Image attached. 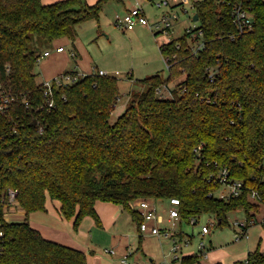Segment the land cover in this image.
Instances as JSON below:
<instances>
[{
  "label": "trees",
  "instance_id": "trees-1",
  "mask_svg": "<svg viewBox=\"0 0 264 264\" xmlns=\"http://www.w3.org/2000/svg\"><path fill=\"white\" fill-rule=\"evenodd\" d=\"M107 1L0 0V83L31 104H12L13 133V120L0 116V188H16L25 212L6 221L0 208V264H87L83 251L46 239L30 225L29 214L45 210L47 196L60 202L74 228L85 216L101 225L97 201L121 205L138 231L142 215L129 201L139 198L176 197L181 220L211 213L219 226L233 210L251 218L264 207V0H247L254 27L235 40L220 37L234 26L230 5L196 1L204 48L192 53L191 31L161 44V54H176L168 75L136 79L146 89L130 93L113 122L119 87L111 74L88 73L54 86L53 107L36 110L44 97L34 73L39 54L29 48L33 37L73 40L76 26L98 19ZM172 81V95L158 97L156 88ZM222 169L243 182L237 195H215ZM198 258L187 254L180 263L201 264ZM234 264H264V251L258 244Z\"/></svg>",
  "mask_w": 264,
  "mask_h": 264
},
{
  "label": "rangeland",
  "instance_id": "rangeland-1",
  "mask_svg": "<svg viewBox=\"0 0 264 264\" xmlns=\"http://www.w3.org/2000/svg\"><path fill=\"white\" fill-rule=\"evenodd\" d=\"M84 1L88 4H92L96 0ZM196 1L198 0L184 1L183 6L187 8V12L179 11L181 13L178 21H175V25L167 32L157 30L149 26H145L146 28L138 26L132 33H129L120 25L115 23L117 17L123 16L124 14V11H119L118 7H121V3L118 0H109L104 3L99 12L98 19L85 20L76 26L74 42L79 48L80 55L74 52V56L69 57L73 59H80L79 62L85 72L93 70L96 71L97 68H101L106 70L108 74L114 75L118 78L119 97L110 116L111 122H113L125 110V107L129 102L130 93H141L146 89L145 85L136 82V79H142L156 73H161L164 76L168 75V68L160 52L159 46L169 42L173 38H180L184 34L186 28H196L199 26V20L192 19L195 12L194 3ZM141 2L145 3L144 9L146 10V14L149 17L150 22H154L160 18L164 9L151 8V6H147V0H141ZM179 8L181 9L182 5H180ZM68 41L67 37H61L60 40L54 42L53 45L45 46V44H40L41 42H45V40L33 37L29 48L36 52V54H38L42 48L55 46L57 44H63L65 49H67V46L71 45ZM187 41L191 43V40L188 38ZM64 52L66 53L67 50ZM52 65V63L44 65L43 69L48 70L52 67ZM41 68L42 65L40 61L36 62L34 66V73L36 74V81L38 83L43 82V77H45ZM130 75L138 87H132V82L129 80ZM173 84L174 82L172 81L171 85ZM228 193L229 188L225 185H221L215 195L217 197H223ZM155 203L158 207L157 212L161 213L166 219L169 208L168 199L158 198L155 199ZM19 207L23 210L20 204ZM16 209H18V207ZM39 213L41 212L29 214V222H31L33 217ZM262 215H264V207L261 206L259 212L254 216L256 222H259ZM13 216H11L13 217L12 219L19 220L24 217V213L19 210L17 214ZM246 218L247 217L243 210H233L227 214V223L222 226L217 224V218L211 213L201 214L196 224H190L185 220H181L180 225L175 226V230L182 231L187 234L193 233V236L191 243L183 249L182 255L179 256L180 261L174 259L173 253L170 252V245L172 244L170 239L162 236L158 237L157 235L156 237L160 240V242L157 246H153V249L157 250V256L154 257V255H144L139 248H136V240V243L132 244L133 256L128 257V259L130 258L131 261L138 264H181L180 262L182 256L197 251L196 246L200 240L197 232L202 224L208 223L210 224V236L207 234L209 237H203L204 240L208 244L207 239L210 238L213 249H224L227 254L225 255V258H223L224 264H233L235 260L237 261L241 260V257L243 258L244 240L247 239L244 238L239 241L235 240L234 233L238 230L235 220L242 221ZM132 228L133 230H136L134 223H132ZM248 232L250 234L249 241L258 239V236H261L262 240L260 242V248H264V224L259 223L251 225L248 228ZM134 234H136V232ZM146 234L144 233L143 235L145 236ZM147 242L152 243V240L148 239ZM111 246L113 248L117 247L115 244H112L108 245L107 248L111 249ZM96 251L99 255L102 254L108 256L111 254L105 251L104 245L97 247ZM118 251L120 253V248ZM247 254L248 253H246V256ZM115 257L116 256H114V258ZM198 259L201 264H209L208 259L205 257H199ZM117 260H119V258Z\"/></svg>",
  "mask_w": 264,
  "mask_h": 264
},
{
  "label": "built area",
  "instance_id": "built-area-1",
  "mask_svg": "<svg viewBox=\"0 0 264 264\" xmlns=\"http://www.w3.org/2000/svg\"><path fill=\"white\" fill-rule=\"evenodd\" d=\"M153 7L157 9H164L158 21L150 24L145 15L142 4L136 2L134 6L130 7L123 16L117 17L115 23L120 25L123 29H132L137 24L146 25L157 30L167 32L172 29L175 21L178 20L181 12H187V8L183 6L185 0H147ZM221 2H226L230 5V15L233 22V29L220 34V37L226 36L231 40L240 38L246 32H249L254 27V18L252 15L251 7L247 4V0H221ZM182 5V10L179 6ZM181 11V12H179ZM190 33L189 43L192 53L198 54L201 49L204 48V40L202 37V29L198 26L196 28L188 27L184 32ZM57 50H62V47H58ZM49 54V50L43 51L42 54L37 55L36 62L40 61V58ZM165 64L169 69L170 66L174 64L175 53H162ZM9 69V66H6ZM99 74H107L103 70L97 71ZM83 73H78L74 71L64 72L62 74L56 75L53 78L47 79L42 83L43 86V97L44 101L36 107V110H49L54 105L53 99V87L58 85H68L77 81L80 77L84 76ZM215 72L212 68H209L207 77L210 81H213ZM156 93L160 98L170 97L172 95L171 88L167 84H163L156 88ZM197 95V93H196ZM19 99L20 103L25 106V108L30 107V101L24 97L8 91L2 83H0V116L13 120L9 132L13 133L17 130V123L14 121V115L12 116L11 110L13 109L12 104ZM16 115V114H15ZM17 118V115L15 116ZM3 137H0L2 139ZM202 143L196 146L193 150L199 152ZM216 175L210 174V178H215ZM216 181L221 185H225L229 188V193L223 197H227L230 194L237 195L243 187V182L231 180L228 177L226 169H222L217 175ZM251 197H257V192L253 190L251 192ZM169 208L167 213V218L165 219L161 213L157 212V205L154 199L149 198H139L136 200L129 201V207L131 209L137 210L142 215V221L139 224V232L149 233L152 235L162 236L170 239V252L173 253L174 259H178L182 255L183 249L186 248L192 240L193 233L187 234L182 231L175 230V226L180 225L181 218L179 214V199L176 197L168 198ZM18 207V209H16ZM0 208L2 210V217L6 221L14 220L12 219L20 209L18 202V191L16 188L8 187L6 189L0 188ZM13 216V217H11ZM199 217H190V224H196ZM16 220V219H15ZM260 221L264 222V215L260 217ZM256 222L254 217L246 218L245 220H235V224L238 227L237 232L234 233L235 240H238L246 236V230L249 225ZM163 224V226H162ZM210 232V224L205 223L200 226L197 235L199 236V242L196 246V252L198 257H206L208 250L206 247V242L203 239V235ZM3 232L0 231V254L3 249ZM105 251L113 254L114 249H105ZM129 254L126 253L121 259V264H136L131 263L128 259Z\"/></svg>",
  "mask_w": 264,
  "mask_h": 264
},
{
  "label": "crops",
  "instance_id": "crops-1",
  "mask_svg": "<svg viewBox=\"0 0 264 264\" xmlns=\"http://www.w3.org/2000/svg\"><path fill=\"white\" fill-rule=\"evenodd\" d=\"M41 1L42 3L46 4V3L54 2L56 0H41ZM118 1L121 3V7H118L120 12L121 10L122 12L123 11L126 12L130 7L134 6L136 2L142 4L144 9L145 3L141 2V0H118ZM146 5L151 6V8H155L150 3H148V1ZM144 12L149 23L153 24L156 21H158L155 20L154 22H150L145 9ZM138 26L145 27L146 25L137 24L132 29H128L126 31L132 33ZM75 34H76V29H75ZM60 38H57L51 42H41L40 44H45V46L53 45L54 42L59 41ZM67 38L69 40L68 42L71 43L70 46H67L68 47L67 49H65V46L63 44H57L55 46L42 48V50L38 53V54H42L43 51L49 50L48 55L40 58V63L42 65L41 70H43V75L45 76L43 77L44 81L45 79L47 80L53 78L56 75L68 71L88 74V73L97 72L98 70H103L101 68L100 69L97 68L96 71L93 70L90 72H85V70L81 67V64L79 62L80 59L70 58L73 57L75 53L80 55L79 48L77 44L74 42L75 37L73 40H71L69 37ZM58 47H62V50H57ZM65 50H67L66 53L64 52ZM49 63L53 64L52 67L49 68L48 70L43 69V66L49 65ZM103 71L107 73L106 70ZM129 80L132 82L133 88L138 87V85L135 84V81H133L131 75L129 76ZM172 86L173 85L169 84L170 88H172ZM94 207L96 213L100 218L101 225L98 226L95 220L91 216H85L82 218L78 227L74 228L72 220L66 219L64 216H62L60 212V202L58 200L51 199L50 197L47 196L45 200V210H41V211L38 210L31 212V213H35V212H41V213L34 216L31 222L29 223L32 227L37 229L40 232V234L46 239L64 245H68L83 251L86 254L87 264H117V263L121 264V259L124 254L128 253L129 257L133 256L132 244L136 243V240H137L136 248H139L144 255H150V256L154 255V257L157 256V250L153 249V246H157L160 240L156 237V235L145 233L146 235L144 236L142 233H140L134 221L132 220L130 213L126 209H124L121 205L106 201H97ZM21 211H23L25 215L24 210ZM132 223H134V225L136 226L135 228L136 230H133ZM259 223L264 224V222H261L260 220L259 222H255L254 224H259ZM249 226L247 227L246 230V236L238 239V241L244 238L248 239V241L247 239L244 240L245 241L243 246L244 254H243V258L241 257V260H244L246 258V253H248L250 250L255 249L258 246V244L259 247L261 245L260 243L262 240L261 236H258V239L249 241L250 239V234L248 232ZM135 232L136 234H134ZM208 235L210 236V232L208 233ZM208 235L206 234L203 235L202 237L205 238V236ZM148 239H151L152 243H148L147 242ZM208 239H207L208 244L205 241L208 250L207 256L205 258L208 259V263L213 264L216 262H220L221 264H224L223 258H225V255H227L225 250L222 248L213 249L211 245V240L210 238ZM112 244H115L117 246L114 248L111 246V248L114 249L113 254L109 253L110 255L108 256L97 254L96 251L97 247L104 245V248L108 249L107 246ZM119 248H120V253L118 251ZM260 249L264 251V248H260ZM114 256H116L115 257L116 259L114 258ZM118 258L119 260H117ZM177 260H179V258ZM129 261L131 263H134V261H131L130 258ZM235 262L236 260L233 262V264ZM226 264H230V263H226Z\"/></svg>",
  "mask_w": 264,
  "mask_h": 264
},
{
  "label": "water",
  "instance_id": "water-1",
  "mask_svg": "<svg viewBox=\"0 0 264 264\" xmlns=\"http://www.w3.org/2000/svg\"><path fill=\"white\" fill-rule=\"evenodd\" d=\"M192 19H193V20H198V15H197V13H194V14H193Z\"/></svg>",
  "mask_w": 264,
  "mask_h": 264
}]
</instances>
